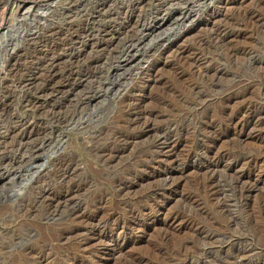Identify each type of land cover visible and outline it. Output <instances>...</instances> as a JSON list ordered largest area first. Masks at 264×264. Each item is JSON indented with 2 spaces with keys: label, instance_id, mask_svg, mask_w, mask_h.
I'll list each match as a JSON object with an SVG mask.
<instances>
[{
  "label": "rangeland",
  "instance_id": "1",
  "mask_svg": "<svg viewBox=\"0 0 264 264\" xmlns=\"http://www.w3.org/2000/svg\"><path fill=\"white\" fill-rule=\"evenodd\" d=\"M80 1L77 6L75 0L17 1V4L24 3L26 10L19 12L15 22L18 25L9 30L2 29L11 20L10 6L0 5V12L4 9L2 5L7 8V11L4 9L5 19L0 21V38L2 33L6 36L0 39V92L7 74V70L1 71L5 51L9 64L22 68L27 75H37L34 90L25 88L20 94L17 90V94L12 95L9 113L25 112L24 116L32 122L46 124L52 111L74 112V120L68 126L56 127L49 123L51 142L43 145L39 156L30 159L29 152L24 158L14 155L10 158L12 162L3 163L4 166L0 159V264H137L134 259L138 257L168 264L170 256L179 251L182 252L180 257L177 255L178 259L187 256L191 264H264V216L259 208L264 202V135L256 139L257 131L249 129L239 133L233 127L213 134L204 128L208 121L219 120L217 98L238 80L250 84L249 101H264V0H146L133 13L129 9L132 0ZM69 7L74 13L71 19L65 14ZM37 8L50 11L43 15ZM96 19L98 23L113 26L117 38L106 39L101 48L91 45L95 42L93 39L85 42L86 47H80L79 42L86 37L81 34L82 27L87 24V28L92 29L96 24H90ZM84 20L87 23L82 25ZM73 21L79 31L75 32L74 39L81 36V40H73L70 48L64 43L71 42L66 27ZM219 27L239 31L241 36L228 41V45H221L214 41L213 35ZM55 33L69 35V38L60 43L55 36L53 42H47V37ZM98 40L100 43L102 37ZM35 46L39 54L33 57ZM167 46L171 48L166 50ZM243 48L247 55L240 52ZM176 50L183 52L184 57H173ZM229 50L238 54L228 55ZM194 53L205 60L198 67L191 59ZM92 65L97 70L91 72ZM149 65L154 69V80L142 85L140 73ZM71 70L80 84L73 82L70 87L60 88L61 81ZM132 86L136 87L137 106L158 112L155 125L175 129L170 137L172 142L179 141V145L174 154L170 152L169 156L153 161L152 144L156 134L142 137L140 129L125 128L134 137L127 149L109 164L97 163L87 155L89 141L98 138L103 142L105 135L123 130L124 127L119 128L125 107L121 97ZM47 87L52 91L45 92ZM83 96L93 97L80 107L78 101ZM200 96L203 101L197 105L200 109L191 111L189 104L198 101ZM28 99L39 101L47 115L32 119L30 114L34 110L23 108ZM1 104L0 120L6 124L7 101ZM75 115H79L78 119ZM169 122L173 125L169 126ZM260 131H264V124ZM63 133L65 137H60ZM31 138L33 143L38 137ZM166 146H160V150L167 151ZM246 153L259 158L258 169L244 163L233 166L234 161ZM58 154L74 155L80 171L78 177H73L82 180L74 201L89 204L102 197L106 213L110 209L121 213L132 210L139 215L135 230L114 242L88 236L89 248L80 254L73 241L58 243L54 240L55 230L65 225V210L52 216L37 209L26 217L22 212L21 221L13 218V209L28 205L38 188L45 184L58 188L60 181L48 173L52 170V159ZM218 154L226 155L229 161L217 159ZM207 175H213L224 191L225 207L221 209L204 193ZM238 176L255 184L245 198L232 186ZM110 180L130 181L133 187L121 195ZM172 182L177 187L165 193V184ZM153 201H157L156 206L143 217L141 210L147 209ZM172 214L204 226L206 234L170 229L168 222Z\"/></svg>",
  "mask_w": 264,
  "mask_h": 264
},
{
  "label": "bare ground",
  "instance_id": "2",
  "mask_svg": "<svg viewBox=\"0 0 264 264\" xmlns=\"http://www.w3.org/2000/svg\"><path fill=\"white\" fill-rule=\"evenodd\" d=\"M17 1H24V0H0V5L1 4H3V5L8 4L10 6L9 16L11 19L8 22L9 24L6 25L5 28L2 30H9V29L13 28L14 26L18 25L15 22H17L16 18L18 16L19 12L26 10L25 4L22 2L17 4ZM145 1L146 0H132L131 6L129 8L130 11L133 13L137 8L140 9L141 8L140 6H142ZM55 3H57V2H53L52 4H55ZM80 3H81L80 0H75L76 6L79 5ZM3 5L1 7L5 9L6 5L4 7H3ZM15 5H16V7L11 8V6H15ZM19 8H21V9H19ZM4 9L2 10V12H0V21H3L5 19V16H6L5 10L7 8L5 10ZM40 9L37 8V12L40 11L41 14H43V15L50 11L49 8H47L45 11H41ZM62 9L64 10V8H62ZM71 10H72V8L65 10V14L67 15V17L69 19H71V17L72 18L74 17V13H72ZM63 15H64V13H63ZM95 17H98V16H95ZM8 18H7V20H8ZM78 18H79V16H78ZM85 18H86V15H85ZM82 22H83L82 23V25H83L85 22L87 23V20H84ZM86 25L87 24H85V26L82 27V31L80 30L82 35L83 34L86 35L85 41L83 40L82 42H79L80 47H86L85 42L93 39L98 44H96L93 41L94 43H92L91 45H95L96 46L95 48H101L103 46L102 44L106 41V39H107V41H112L116 37V32H115V30H113V26H111L109 24L107 25V24H105V22H104V24H101L100 22L98 23L97 19L92 20V24H90V25H95L92 29L87 28ZM238 26H240V25H238ZM0 27H2V24H0ZM75 28H78V27H75L74 21L71 22L68 27H66V29H67L66 32H69V34H70V40H69V41H71L70 43H68V41H67V43H64V42H66L65 40L67 39V37L69 38V35L61 34V33H59V34L55 33V34L49 35L47 37L46 41L47 42H53L52 40L55 38V36H57L60 43L62 42L66 46L73 47V45H71L73 40L74 41L75 40H81V36L79 38L74 39L75 38V36H74L75 32L78 31V29L76 30ZM90 31L92 33H89ZM213 35H215L214 41L218 42L219 44L222 45L225 43L227 44V42L230 40H233L235 38L240 37L241 32H239V31L238 32H232L228 28L219 27L214 32ZM5 37L6 36L2 33V36L0 39H3ZM98 37H102V40L100 43H99ZM48 48H50V47H48ZM165 48H167L166 50H169L171 47L168 48V46H167ZM49 50H51V49H49ZM84 50H85V48H84ZM245 51H246V48H243V49H241L240 52L246 53ZM38 52H39V49H38V47L35 46L33 48L32 56L37 54ZM166 52H168V51H166ZM233 53L238 54L235 50H232V51L229 50L228 51V55L229 54L232 55ZM64 54H66V53H64ZM160 54H163V53H160ZM160 54H159V56H160ZM4 55H5V57L3 58V60H1L2 61L1 71L7 70V74H6V77L4 78L5 79V83H4L5 86H3L1 88V92H0V105H2L1 103L3 100H5V102L7 101V107L5 109L4 115L6 116L8 124L7 123L2 124V122L0 120V159L2 160L1 165H3V163H8V162L11 163L12 159H10V158H12L14 155H18V157L21 156V158H24L25 155L29 152V153H31L30 159L32 158V156L33 157L39 156V153L43 149V145L47 144L50 141L49 137L51 135L50 134L51 130L48 127L49 123L56 125V127H61V126L65 127V126H68L69 123L74 120V118H73L74 112H72L73 114H70L71 112H60L58 110H55L54 112L52 111V113L49 116L50 121L46 122V124H45V122L44 123L43 122L37 123L34 121L32 122L30 120V118H28L27 116H24L25 112L16 113V114H12V112L9 113V111L7 109H9L8 103L11 102L12 95L17 94L16 93L17 90H19L18 94H20L22 92V90H24L25 88H32V90H34V85H35V82L37 81V75L35 73H31V74L27 75L21 70L22 68L17 69L15 67H13V65H11V63L9 64L10 61L6 57V51L4 52ZM182 55H183V52L176 50L173 57L179 58ZM246 55H247V53H246ZM183 57H184V55H183ZM191 59L193 61V64L197 65V67L200 66L205 61L197 53H194L193 55H191ZM25 60H27V57ZM12 64H13V62H12ZM88 67H90V64H88ZM152 68L153 67H150V65H149L147 68L142 69V72L140 73V76H139V83H142V85H145L149 81H151V79L154 80V75H153L154 69L152 70ZM89 69H91V72H92L93 70L96 69V67L92 65L91 68H89ZM46 72H47V70H46ZM86 74L89 75V72H87ZM84 76H86V75H84ZM52 79H54V78H52ZM75 79L76 78H74V72L72 70L69 71L67 76L61 81V84L63 86H61L60 88L70 87L71 83H73V82H75V84L79 85L81 81L80 80L76 81ZM247 84H245L244 81L242 82V81L238 80L235 83V85L231 86L232 88H228V89L222 91L220 96L218 95L219 97L217 98V102L219 104V113H218L219 114V120L214 119V120L208 121L206 124H204V128L206 130H208V131L211 130V132L214 134V132H216V131L220 132V131L227 129L229 127H233L234 130L238 129L240 131L239 133H242L243 131H247L250 129L252 132H255V131L258 132V134L256 133V136H257L256 139L257 138H259V139L263 138L262 136L264 135V131L263 132L260 131V127H262L264 124V106L262 105L264 103V101H262L261 103H255V102L249 101L247 97H248V94L250 93L249 92L250 91V84L249 85H247ZM49 88L50 87H47L46 89H44L45 92L52 91ZM51 88H53V87H51ZM57 91H53V92H57ZM60 92H62V91H60ZM70 92H71V89H70ZM135 92H136V87L132 86L129 89V91L123 97H121L122 98L121 101L123 103L125 102L124 103L125 107H124L123 111H121L122 114L120 116L119 128L124 127L123 130L120 129L117 132H114L113 134L105 135V139L102 140L103 142H100V140L98 138H95V139L89 141V143H91V145L87 149V155H89L91 158H93L97 163L109 164V163L113 162L115 159H118V157H120L121 153H123L125 151V149H127L126 147L131 143V140L134 139V137L131 133H129L130 136H128L129 134L127 133L125 128H127L128 130H129V128L140 129L141 131H140L139 136L142 135V137L148 136L150 134H156V135H154V139H153L154 142L152 144V147L155 150L152 153L153 161L169 156V154H171L170 152H173L174 150H176L177 146L179 145V143H178L179 141H177V140L173 141V142L171 141L172 137H170V135L174 132L175 129L171 130L170 127L169 128L167 127L164 129V127L161 128V126L159 127V126L155 125V120H157V116H158L157 114H159L158 112L153 111V110H149V111L144 110V109H141L139 106H137V104L134 100L135 99ZM51 95H52V93H51ZM85 96H83V99L80 98V100L78 101V104H80V107L86 101H88V99L90 100V98L93 97V96H89V97L88 96L85 97ZM59 97H60V94H59ZM201 99H202V96H200V98L197 99L198 101H195V102L189 104V108L191 111L195 112V111L200 109L199 106L197 107V105H201V103H203V101H201ZM204 102H205V100H204ZM22 105H23V103H22ZM234 105H237L236 106L237 108L232 110L231 108ZM77 107L78 106L75 107V110H77L76 109ZM23 108L24 109L29 108V109L34 110L30 114V117H32V119H33V116H37V115L39 116V115H43V114L45 117L48 113V112L46 113V110L42 105H39V101H37V100H34V101L29 100V99H28V101L26 100L24 102ZM197 108H199V109H197ZM0 112L3 113V110L1 109ZM45 113H46V115H45ZM2 115L0 114V118H2ZM78 116L76 117V115H75V117L77 119H78ZM79 120L80 121L82 120L81 117ZM169 123H170L169 126L173 125L171 122H169ZM74 125H75V122H74ZM176 128H177V126H176ZM110 131L111 130H109V132ZM176 131H178V130H176ZM111 132H113V131H111ZM34 136H36L38 138H35L36 142L34 141L33 143H31L30 138L31 137L34 138ZM61 136L65 137V134L64 133L60 134V137ZM48 144H50V143H48ZM162 145H167L166 146L167 151L163 152L162 150H160V146H162ZM63 153H65V152H63ZM174 153L175 152H173V154ZM73 156H71V155L70 156H68V155L64 156V155L58 154V156L53 158L52 159V162H53L52 170H51V172H48V173H50L51 176L54 177L57 181H60L58 188H56V189L51 188L47 184H45V186H41L40 188H38V191L34 194L32 200L30 201V203L28 205H24V206L21 205V206L13 209L12 217L17 219V220L18 219L20 220V216H22L23 214H25V215H23L24 217L29 216L30 214H33L34 212H36L37 209H42L44 212L43 214H45V215H52L53 213H56L57 211L59 212L61 210H65V212L67 213V219L65 221V225H63L60 228H57L55 230L54 240H56V242H58V243L62 242V240L63 241H70V240L73 241L76 245V249L81 254L82 252L85 253L87 251V249L89 248V243L91 240L88 239V236L89 237H95L97 240L103 239V238H106L108 240L111 239L110 242H114L116 240V238L119 239V238L125 236L126 233H129V232L131 233L132 230H135V227L138 226L136 219H137V216H139V215L136 216L135 212L132 210H129V209L124 211V213H121L118 210H114V209L111 210L110 209L106 213L105 212L106 202H105L104 198H102V197H100V198L98 197L97 199L93 200L89 204H85V203L82 204L81 202L78 203V202L74 201L73 198L75 196V192L82 185V180L81 179L80 180L79 179H77V180L73 179V177H75V178L78 177L77 174H79V172H80L78 170V167L75 165V161H74ZM217 159H221V160L226 159L225 161H229L227 156L224 154H218ZM240 163H244L249 168L252 167V168L256 169L258 167V164H259V158L258 157L257 158L252 157V156H249V154H247L246 156H241V158L239 160L234 161L233 166L237 167L238 165H240ZM214 165H216V164L214 163ZM212 166H213V163H212ZM210 167H211V163H210ZM211 173H212V170H211ZM72 175H74V176H72ZM236 179L237 180L233 183L232 186H234V189H236L238 191L241 198H245L246 196H248L250 194L251 190L255 187V184L249 182L250 180L244 181L239 176ZM129 182L128 183L127 182L121 183L119 180L118 181H116V180H110L109 181V183L112 185V187L115 189V191L121 195L124 194L125 192L131 191V189L133 187V183H129ZM217 182H216L215 177L213 175H211V177L207 175V178L205 181V188L203 187V190H204V193L207 194L208 198L211 199V201H215L214 202L215 206L217 208L221 209L222 207H225V206H223V204H224V201H223L224 191H223L222 187H220V185ZM176 187H177L176 183H173V182L167 183V184H165L164 192L169 193L172 190H174ZM190 202H192V201H190ZM227 202H229V201H227ZM156 203H157V201H153L147 209L143 208L141 210V214L144 215L143 217H145V215L147 216V214H148L147 211L151 210L154 206H156ZM20 204H22V203H20ZM84 204L86 205L85 208H84V206H85ZM259 208H260L261 215L264 216V202L263 203L261 202V205ZM22 212H24V213L22 214ZM168 226L170 227V229H179V230L185 229V230H187V232L190 231L196 235H202L204 233L206 234V230H205L204 226H202L200 224H196L193 221H191L190 219L183 220L180 218V216L178 214H175V215L169 217ZM204 237H205V235H204ZM209 237L210 236H208L207 239ZM181 248H182V250H184V248H185L184 242H183V245ZM185 251H186V249H185ZM181 252L182 251H179L176 255L174 254L173 256H170L168 264H191L190 261L187 259V256L183 260L178 259L177 255L181 256ZM202 252H205V250H202ZM135 261L137 264H159L157 262H152V261H150L146 258H143V257L135 258L134 262Z\"/></svg>",
  "mask_w": 264,
  "mask_h": 264
}]
</instances>
